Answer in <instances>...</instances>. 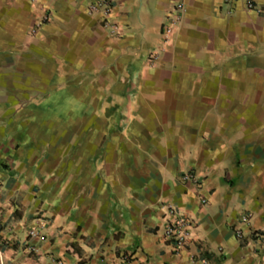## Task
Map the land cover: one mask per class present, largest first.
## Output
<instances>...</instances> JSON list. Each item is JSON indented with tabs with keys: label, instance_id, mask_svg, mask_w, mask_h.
<instances>
[{
	"label": "crops",
	"instance_id": "0c3cea01",
	"mask_svg": "<svg viewBox=\"0 0 264 264\" xmlns=\"http://www.w3.org/2000/svg\"><path fill=\"white\" fill-rule=\"evenodd\" d=\"M94 1L0 0L1 264H264V0Z\"/></svg>",
	"mask_w": 264,
	"mask_h": 264
},
{
	"label": "built area",
	"instance_id": "2783aa9c",
	"mask_svg": "<svg viewBox=\"0 0 264 264\" xmlns=\"http://www.w3.org/2000/svg\"><path fill=\"white\" fill-rule=\"evenodd\" d=\"M230 1V0H226ZM247 6L249 9H255L256 5L254 0H248ZM88 9L90 12L100 13L102 16V26L103 28L113 37H122L124 33V28L122 24L111 17L112 12V2L111 0H96L89 4ZM185 7L183 3H178L172 13L169 15L167 21L163 24L162 33L167 38L173 31L176 25L180 23L183 17ZM159 56L158 52L151 55L150 60L153 61ZM192 175L185 174V178L188 179ZM202 202H206V199L202 198ZM169 213L175 218L172 219L166 226L164 230L165 236L170 239L176 247H183L190 237V228L192 222L189 218L183 215H177L172 206H168ZM247 220V216L243 217ZM29 235L35 240L41 238V233L38 229H31ZM237 236L239 238L243 237L241 230L237 231ZM38 243V241H37ZM32 244L31 249L37 251L39 249L38 244Z\"/></svg>",
	"mask_w": 264,
	"mask_h": 264
},
{
	"label": "rangeland",
	"instance_id": "374dc122",
	"mask_svg": "<svg viewBox=\"0 0 264 264\" xmlns=\"http://www.w3.org/2000/svg\"><path fill=\"white\" fill-rule=\"evenodd\" d=\"M0 264H1V262H0Z\"/></svg>",
	"mask_w": 264,
	"mask_h": 264
}]
</instances>
